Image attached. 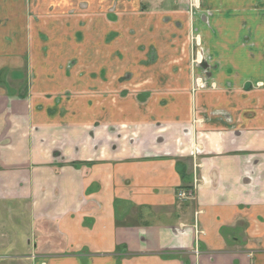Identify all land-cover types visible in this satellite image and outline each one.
<instances>
[{
    "label": "crops",
    "instance_id": "0c3cea01",
    "mask_svg": "<svg viewBox=\"0 0 264 264\" xmlns=\"http://www.w3.org/2000/svg\"><path fill=\"white\" fill-rule=\"evenodd\" d=\"M0 236V264H264V0H0Z\"/></svg>",
    "mask_w": 264,
    "mask_h": 264
},
{
    "label": "rangeland",
    "instance_id": "374dc122",
    "mask_svg": "<svg viewBox=\"0 0 264 264\" xmlns=\"http://www.w3.org/2000/svg\"><path fill=\"white\" fill-rule=\"evenodd\" d=\"M188 9L191 10V12H192V10H194V12H198V13H200V11L202 10L201 7H200V2H198L197 5H196V3H195V5L194 4L192 5V4L188 3ZM208 12L209 11H207V13ZM207 13L205 12V15H207ZM197 38H198V34H196V32L191 31V33L189 34L188 41H189V46H190L191 50H193V51L191 52V54H189L190 55L189 56V66H190V70L192 69L191 67H193V69H195V71L199 69V73H195L196 75L193 78H191V86L189 88L190 89L189 90L190 93H192V92L194 93L195 91H199V90H202L204 88H207V84H205V83H203L201 81V78L204 77L203 72L205 70V69L202 68L201 64L203 63V61L204 62L208 61L209 57L207 55L203 56V55H201V54L199 55V53H197L198 54L197 55L198 58H195V49H196V47L198 48L201 45L200 44V38H198V39ZM206 57H208L207 58L208 60L206 59ZM199 58H201V59H199ZM191 75H192V71H191ZM9 217H11V215H9V214L6 215V217H4V220H2V222L7 224ZM11 240H12V238H11ZM5 242H6V239L5 238L3 239L0 236V244H4ZM5 248H7V247L6 246H1L0 247V253L4 252L6 250ZM11 264H13V263H11Z\"/></svg>",
    "mask_w": 264,
    "mask_h": 264
},
{
    "label": "built area",
    "instance_id": "2783aa9c",
    "mask_svg": "<svg viewBox=\"0 0 264 264\" xmlns=\"http://www.w3.org/2000/svg\"><path fill=\"white\" fill-rule=\"evenodd\" d=\"M193 194H194V187L192 186L190 188L177 191L176 198L179 200H185L191 198Z\"/></svg>",
    "mask_w": 264,
    "mask_h": 264
}]
</instances>
